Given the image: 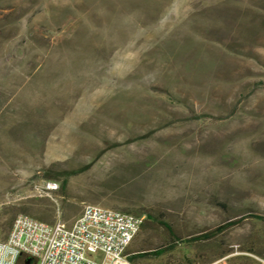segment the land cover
I'll use <instances>...</instances> for the list:
<instances>
[{
  "label": "rangeland",
  "instance_id": "obj_1",
  "mask_svg": "<svg viewBox=\"0 0 264 264\" xmlns=\"http://www.w3.org/2000/svg\"><path fill=\"white\" fill-rule=\"evenodd\" d=\"M86 205L175 243L131 264H264V0H0V240Z\"/></svg>",
  "mask_w": 264,
  "mask_h": 264
},
{
  "label": "built area",
  "instance_id": "obj_2",
  "mask_svg": "<svg viewBox=\"0 0 264 264\" xmlns=\"http://www.w3.org/2000/svg\"><path fill=\"white\" fill-rule=\"evenodd\" d=\"M47 193L58 189L44 183ZM143 218L86 205L70 224L17 215L0 240V264H131L126 253Z\"/></svg>",
  "mask_w": 264,
  "mask_h": 264
},
{
  "label": "trees",
  "instance_id": "obj_3",
  "mask_svg": "<svg viewBox=\"0 0 264 264\" xmlns=\"http://www.w3.org/2000/svg\"><path fill=\"white\" fill-rule=\"evenodd\" d=\"M92 165H93V162H90L78 171L65 172L63 174H60L59 176L63 175L64 177H69L71 175L83 173V172L88 171ZM57 178H58V176L54 177L50 174L44 175V179L46 181H56ZM64 185H65V183L62 182L61 189L64 188ZM124 213L131 214V215H134L136 217H141L143 215L141 212L135 213V212H132L130 210H124ZM146 217H148V216L146 215ZM246 217L252 218V219H255L257 221L264 223V214L250 213ZM243 218H244L243 216H240L239 218L227 220L224 223L216 226L214 229H212L210 231L202 232L200 234L194 235L192 237H189V238H186L183 240H177V242L182 243V244H187V245H193V244H197V243H201V242L213 239L214 237L222 234L223 232H225L229 228L240 224L242 222ZM156 222L159 225H162L166 228L168 227L167 224H165L164 222H162L160 220H156ZM174 246H175V243H172V244L165 246V247H160V248H156L153 250H149V251L140 252L137 254L130 255V256H128V258L131 262H133L137 258H158V257L164 255L165 253L171 251L174 248Z\"/></svg>",
  "mask_w": 264,
  "mask_h": 264
}]
</instances>
